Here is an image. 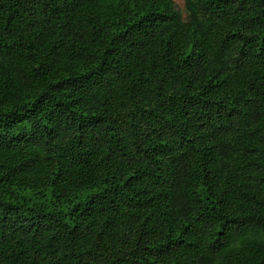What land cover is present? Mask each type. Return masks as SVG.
Here are the masks:
<instances>
[{"label": "trees", "instance_id": "trees-1", "mask_svg": "<svg viewBox=\"0 0 264 264\" xmlns=\"http://www.w3.org/2000/svg\"><path fill=\"white\" fill-rule=\"evenodd\" d=\"M0 0V264H264V0Z\"/></svg>", "mask_w": 264, "mask_h": 264}, {"label": "rangeland", "instance_id": "rangeland-1", "mask_svg": "<svg viewBox=\"0 0 264 264\" xmlns=\"http://www.w3.org/2000/svg\"><path fill=\"white\" fill-rule=\"evenodd\" d=\"M177 8L180 10L183 17L186 19L188 17V11L185 6L184 0H175Z\"/></svg>", "mask_w": 264, "mask_h": 264}]
</instances>
